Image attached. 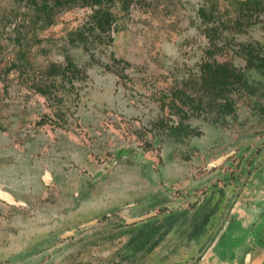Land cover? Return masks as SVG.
Wrapping results in <instances>:
<instances>
[{
  "label": "rangeland",
  "instance_id": "obj_1",
  "mask_svg": "<svg viewBox=\"0 0 264 264\" xmlns=\"http://www.w3.org/2000/svg\"><path fill=\"white\" fill-rule=\"evenodd\" d=\"M217 2L223 19L235 17L230 0ZM209 5L113 0L112 39L89 38L83 47L70 35L89 22L90 7L75 1L47 25L27 0H0V187L28 204L0 201V264H189L202 244L188 231L200 226L203 210L223 215L231 200L261 193L264 75L247 73L249 91L233 94L234 112L224 119L184 107L183 123L200 135H168L181 116L173 94L196 96L192 83L208 59L198 10ZM245 45L264 58V15L224 32L214 58L245 72ZM67 56L79 70L73 87L56 77L52 89L48 68L64 66ZM12 62L19 67L8 71ZM41 85L51 89L49 99L36 91ZM121 154L129 157L97 180ZM182 210L149 253L127 251L135 230L115 236L126 220Z\"/></svg>",
  "mask_w": 264,
  "mask_h": 264
},
{
  "label": "trees",
  "instance_id": "obj_2",
  "mask_svg": "<svg viewBox=\"0 0 264 264\" xmlns=\"http://www.w3.org/2000/svg\"><path fill=\"white\" fill-rule=\"evenodd\" d=\"M75 1H79L84 7H90L92 13L85 27H82L75 33H71L70 42L75 45L86 47L89 38L97 39L99 43L103 38L110 41L112 39L110 35L111 26L116 21V17L111 12L113 0H27V6L32 8L33 13L30 12L36 19H43L46 21L47 25H50L53 23L57 11ZM209 1V6H202L198 10V16L204 27L203 33L208 41V59L202 62L199 68L200 74L192 83V87L196 91V96L186 95L183 92L180 94H173L176 96L173 106H175V109L181 116L177 125L169 128L168 135L179 140L187 138L190 135H200L183 123L182 120L188 117L184 107H187L188 110H194L195 112L202 110L215 112L216 119H224L234 112L233 94L238 92V90L243 91L246 89L249 91L250 87L247 73L252 71L264 75V58L261 57L257 49L252 48L251 45H245L242 50L239 51V54L245 61V72L236 69L232 64L219 62L214 58V55L221 50V48L218 47L224 32L233 31L234 29L238 31L242 20L246 18L250 21L254 14L264 15V0H247L244 2L230 0L228 6L232 8L235 14V17L231 20L223 19V17L220 16L222 13L218 12L217 0ZM23 60L24 57L19 55L16 61L21 64ZM65 61L66 64L64 66L51 64L48 68V75L54 78V82L50 85L53 87L52 89L56 87V77H61L62 80H66L69 88L73 87L71 84L72 80L76 78L79 70L73 65L72 60H70L68 56L65 58ZM18 67L19 66L15 62H12L8 71ZM35 89L40 95L48 99L50 98L51 89H49L48 86L41 85ZM180 217V213H171L164 219L158 228L151 221L141 224L138 227L140 243L148 245L149 249H153L158 243L151 241L152 235L156 233V231L162 229L160 237L163 238L179 221ZM207 220L208 217H204L201 226H198L196 229V234L201 231L200 227L205 225Z\"/></svg>",
  "mask_w": 264,
  "mask_h": 264
},
{
  "label": "crops",
  "instance_id": "obj_3",
  "mask_svg": "<svg viewBox=\"0 0 264 264\" xmlns=\"http://www.w3.org/2000/svg\"><path fill=\"white\" fill-rule=\"evenodd\" d=\"M256 188L262 191H257L254 199L244 198L236 202L198 264H261L264 261V188ZM212 230L202 234L199 240L202 247Z\"/></svg>",
  "mask_w": 264,
  "mask_h": 264
},
{
  "label": "flooded vegetation",
  "instance_id": "obj_4",
  "mask_svg": "<svg viewBox=\"0 0 264 264\" xmlns=\"http://www.w3.org/2000/svg\"><path fill=\"white\" fill-rule=\"evenodd\" d=\"M238 1V0H237ZM242 2V1H241ZM124 151H122L121 153H123ZM125 154H127V152L125 153ZM121 156H124L123 154L121 155ZM120 156V157H121ZM119 157V158H120ZM50 175V174H49ZM45 177H46V173H45V175H44V177H43V182H44V184L45 185H47V184H49V182L48 183H46V180H48V179H46L45 180ZM50 180H51V176H50ZM0 192H4V193H7V194H9L10 196H12L13 197V199H14V201L15 202H17V203H20L21 205L20 206H27L26 207V209H28V204L27 203H25V202H22V201H19L18 199H16V197L14 196V194H12L10 191H8V190H6V189H4V188H2V187H0ZM1 202H3V201H1ZM217 205V204H216ZM17 207H19V206H17ZM208 210H203L202 211V213H201V215H200V221L202 222V220L204 219V217H208V220H207V223L205 224V225H203L202 227H200V229H201V231H200V233L199 234H197L196 235V229L193 227L192 228V230H190V231H188V239H190L189 237H193V239H194V241H199V238L202 236V234H204V232L207 230V232L209 231V230H211V225L209 224V222L211 223V221H215V220H219L221 217H222V213H218L217 211H218V208H216V207H213L212 208V206L211 207H209V208H207ZM171 213H173V214H178V213H180L181 214V217H180V219H182L183 217H184V215L186 214V211H184V210H182V211H178V212H170V213H168V214H166L164 217H163V219L162 220H158L156 217H154V215L152 214V213H148V214H146V215H143V216H147V215H149L150 217L149 218H147L145 221H142V222H137V223H134V224H126V221H124V225L122 226V229H121V231L118 233V234H116L115 236L117 237V236H119V235H124V234H129L131 231H133V230H135V232L132 234V235H130V237L128 238V240H127V242H126V245H127V248H128V250L127 251H129V252H141V253H143V252H145V253H149V252H151L157 245H159V243H160V241L161 240H163V238L173 229V227L170 229V231H168V233H166V235L163 237V238H161L160 237V234L162 233V229H160L159 231H156V233H154L153 235H152V239H151V241L153 242V241H155V242H157L158 244L157 245H155V247H153V249H149V246L148 245H144V244H141L140 243V237H139V229H138V227L141 225V224H143V223H146V222H148V221H151V222H153L154 224H155V226H157V228H158V226L164 221V219L169 215V214H171ZM143 216H140V217H143ZM139 218V217H138ZM135 219H137V218H134V219H129V220H135ZM179 219V220H180ZM94 220H96V219H94ZM92 222V221H91ZM177 224V223H176ZM175 224V225H176ZM209 224V225H208ZM174 225V226H175ZM208 225V226H207ZM200 226H201V224H200ZM190 234V235H189ZM114 236H112L111 238H113ZM145 240V239H144ZM147 247V248H146ZM129 252H127L128 254L127 255H129ZM23 255V254H22ZM127 255H125V256H127ZM195 259V258H194ZM193 259V260H194ZM193 260L189 263V264H192L193 263ZM198 262H199V260L196 262V263H193V264H198ZM264 262V261H263ZM262 262V263H263ZM261 263V264H262Z\"/></svg>",
  "mask_w": 264,
  "mask_h": 264
},
{
  "label": "water",
  "instance_id": "obj_5",
  "mask_svg": "<svg viewBox=\"0 0 264 264\" xmlns=\"http://www.w3.org/2000/svg\"><path fill=\"white\" fill-rule=\"evenodd\" d=\"M238 1H247V0H238ZM230 156V153L229 154H225L223 156H220L218 158H216L215 160L211 161L210 163H208L206 165V168L208 170H211L212 168H215L217 166H220L224 163V161ZM129 156L125 155V156H121L118 160L116 161H113L112 164L110 166H108L107 168H105L104 170L101 171L100 173V176L97 180H101V178L105 177L109 172H111L119 163L123 162L125 159H127ZM46 175L48 176V180H46V183H48L50 181V175L48 174V172H45ZM248 175V174H247ZM242 182L240 183L239 185V188L242 187ZM236 199H233L230 201V203L227 205L226 207V210L224 211L222 217L219 219V221L217 222V224L215 225V227L213 228L210 236L208 237V239L206 240L205 244L203 245L201 251L199 252V254L196 256V258L193 260V263H196L198 260H200L204 254H205V251L208 249V247L211 245L212 241L214 240L215 236L217 235V233L219 232V230L222 228V226L224 225V223L226 222L227 218H228V215L230 214V212H232V209L234 208L236 202H235ZM0 201H3L4 203L8 204V205H11V206H20L21 204L20 203H17L14 201L13 197L10 196L9 194L7 193H4V192H0ZM247 212V211H246ZM260 212V210H259ZM236 213V212H235ZM248 214L252 215V214H255L254 212L252 211H248L247 212ZM261 214V212H260ZM236 216V215H235ZM150 216L147 215V216H143V217H139L135 220H127L126 221V224H134V223H137V222H142V221H145L147 218H149ZM239 220H238V222ZM93 224V221L90 222L89 224L87 223L86 225L82 226L83 227H86V226H89ZM75 230H72V231H69V232H65L64 234V237L66 236H69L71 234L74 233ZM249 258L247 257V260ZM192 263V264H193ZM246 263V262H245ZM264 264V262L262 263Z\"/></svg>",
  "mask_w": 264,
  "mask_h": 264
},
{
  "label": "bare ground",
  "instance_id": "obj_6",
  "mask_svg": "<svg viewBox=\"0 0 264 264\" xmlns=\"http://www.w3.org/2000/svg\"><path fill=\"white\" fill-rule=\"evenodd\" d=\"M48 179V176L46 175L45 180Z\"/></svg>",
  "mask_w": 264,
  "mask_h": 264
}]
</instances>
